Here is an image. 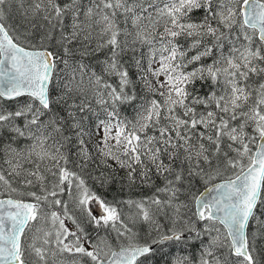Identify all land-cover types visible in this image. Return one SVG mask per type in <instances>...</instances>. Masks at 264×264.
<instances>
[{"label":"snow or ice","instance_id":"snow-or-ice-1","mask_svg":"<svg viewBox=\"0 0 264 264\" xmlns=\"http://www.w3.org/2000/svg\"><path fill=\"white\" fill-rule=\"evenodd\" d=\"M13 2L0 0V133L10 134L3 147L8 176L0 166V188L16 192L8 177L23 176L24 184H39L44 194L27 193L33 198L31 202L0 199V264H26V252L34 254L36 264H48L49 255L63 252L79 254L89 264H146L166 242L200 245L195 261L178 256L173 264H259L255 240L264 236V221L255 213L258 205H264V81L257 85L249 81L253 76H264V0H90L83 19L79 0L63 6L56 0H34L30 9H24L25 19L29 12L33 18L43 14L50 25L40 37L41 48L22 46L21 36L25 34L16 36L7 25L5 9ZM15 2L23 8V0ZM200 10L202 19L194 20L193 14ZM66 15L72 18L67 33L63 23ZM120 23H130L131 30L122 29ZM238 23L239 35H234L232 29ZM57 27L68 59L43 46L44 41L53 39ZM31 28L36 25L31 24ZM180 38H192L188 48L180 45ZM206 38H211L210 45ZM94 40L97 42L92 48ZM74 42L79 49L69 47ZM225 43L230 45L227 55ZM137 44L148 46L146 67L143 54L135 55ZM105 48L111 54L102 62V73L116 77L115 84L88 65L72 60L76 50L82 59ZM193 49L198 51L189 57ZM214 49L220 52L211 64L186 70L188 65L212 56ZM129 51L144 90L162 100L138 97L129 69L120 61ZM197 81L202 85L211 81L210 90L201 95ZM138 99L141 102L134 119L123 117L120 106L133 105ZM92 100L104 119L92 107ZM5 104L14 105L13 110ZM201 106L204 110L198 111ZM90 116L95 117V130L103 133L96 145L102 163L111 158L120 168L128 169L130 183L137 178V169L145 183L151 182L153 170L164 180L157 195L128 201L135 205L136 217L157 233L143 244L130 242L116 250L99 233L93 243L69 211L68 201L58 198L67 191L86 224L97 230L110 228L117 240H131L136 235L121 219L116 204L92 192L85 180L66 166L68 158L61 149L71 143L69 133L76 137L80 166L86 167L91 160L85 144V137L93 135L87 123ZM237 120L239 124L234 123ZM20 138L29 141L22 149L13 146ZM24 162L33 168L25 169ZM229 170L232 175L207 187L213 176ZM47 175L53 177L50 183ZM197 179L205 180V190L193 197V207L189 208L180 195L190 191ZM92 203L98 206V215L89 206ZM45 204L58 206L61 211H46ZM188 212L191 216L185 220ZM157 214L171 220L167 233L155 218ZM65 219L75 225V231L66 227ZM252 220L257 222V232L250 240L247 229ZM34 221L50 222L52 231L36 229L28 244L25 232ZM197 222H203V227L198 229ZM69 236L73 239L66 243Z\"/></svg>","mask_w":264,"mask_h":264},{"label":"trees","instance_id":"trees-1","mask_svg":"<svg viewBox=\"0 0 264 264\" xmlns=\"http://www.w3.org/2000/svg\"><path fill=\"white\" fill-rule=\"evenodd\" d=\"M34 0H23V8L20 7V4L13 2V4L6 8L5 11L7 13L6 20L7 25L10 26L11 29H14L15 32L13 33L16 36H19L21 33H24V36H21V43L23 46L28 47L29 45H34L36 48H41L40 43V37L45 34V32L49 29L50 25L47 21H45L42 16L43 14H40L33 18L29 12L27 19H25L24 15V9H30ZM57 3H59L61 6H63L65 3H69L70 0H56ZM79 3L81 5V16L80 19H83V10L86 7L91 6L90 0H79ZM203 17V10L197 11L193 14L194 20L202 19ZM117 20H122V16L118 14ZM31 21V24H35L36 28H31V24L29 23ZM64 30L65 32L71 31V24H72V18L70 15H66L64 18ZM43 25V27H41ZM120 27L123 29L125 27H128L129 30H131V24L125 25L124 23H120ZM98 30V29H97ZM163 29L161 28L160 31ZM53 39L50 41H44V47L50 49L54 54L58 55L62 59H68L67 56L63 53V48L61 46V43L59 42L60 37V31L59 27L56 28L55 31L52 33ZM123 38V37H121ZM131 39V37H129ZM97 41H93V43L90 45V47L94 48ZM180 45H182L183 48H188L189 42H192V38H180L179 41ZM206 42L210 45L212 43L211 38H206ZM69 47L73 49H79V45L75 42L72 45H69ZM138 52L135 54L138 58L140 54H143V60L142 64L146 67L147 65V53H148V46H141L139 44L136 45ZM202 50V49H200ZM198 49H193L188 52V56L191 57L192 55H195ZM111 54V50L109 48L102 49L99 52H96L92 55L84 56L81 59L80 51L76 50L73 54V63L75 62H82L89 66L90 70H94L97 74L103 75L104 79L107 80L109 83L115 84L117 82V78L114 76H108L104 73H102V62ZM219 56V54L213 53L210 57H204L201 59V61L188 65L187 71H191L193 68L199 67L200 64L208 65L212 63V60L215 59L214 57ZM121 63L129 69V75L131 79L135 82L134 87L136 90V93L138 97H145L146 99H152L155 98L157 100H162V98L158 95L153 96L151 93H147L143 85L140 83L138 77H139V70L135 67L134 61H133V53L132 52H125L120 57ZM153 67H157L156 64L153 65ZM58 68L63 69V64H59ZM258 77L253 76L250 79V83L253 85H256ZM153 83L155 81L153 80ZM85 85L87 86V76H85ZM211 81H206L201 84L200 81H197L196 83V89L197 91L203 95L207 93L210 88ZM219 84L216 86L218 89ZM90 94V93H89ZM255 95V93L253 94ZM22 100L27 99V97L21 98ZM80 97H77V102H79ZM141 101L138 99L133 105H121L119 108V111L123 117H127L129 120H133L135 117V109L139 105ZM3 103V102H0ZM92 107L96 109L97 112H100V118L104 119V115L101 112L100 107L95 103V100L91 101ZM8 110H13L14 105L11 104H5L4 105ZM198 111H203V107H198ZM63 115V113H61ZM95 117L90 116L89 120L87 121L88 124L92 126V132L93 135L90 137H85V144L87 145V149L89 153H91V160L87 163L86 167H81L82 160L78 156L79 152V146L76 141V137L74 134L69 133L72 135V141L69 144H66L64 148L61 149L62 152H64L67 155L68 163L67 167L69 170L78 173L81 178L85 180L86 186L94 192L96 195L100 196L102 199L109 203L116 204L117 208L121 212V219L124 220L126 224L130 228H132L133 232L136 233V235L129 240L126 237H121L119 240L116 238V233L112 231L110 228L105 229H99L97 230L94 225L86 224L85 219L80 221V218L77 216V211L73 210L72 208V202L70 194L65 191L64 193L60 194L58 198H60L63 201H68V207L69 211L73 214V216L76 217L77 221L81 224L82 227H84L85 232L88 234V237H93L95 234L99 233V236L106 237V239L110 242L111 247L118 248L120 245H127L130 242L136 243V244H143L146 241H148L151 238H155L157 236V233L152 231V225H150L147 222H144L142 220H139L136 217L137 209L135 205L129 204L128 201H144L147 200L150 197H153L154 195H157V188H161L164 186V180L162 177H158L154 170L151 177V182L145 183L139 178V169H137L136 176L134 182H129L127 179V173L128 169H122L119 167V165L109 158L106 163L101 162V157L99 153L96 150L97 142L100 140V137L103 134L98 135V132L95 130ZM17 123L23 124V121L18 120ZM163 123V121H162ZM153 134L152 131H149V135ZM10 134L9 133H0V166L5 170L6 176H8L7 173V164L4 163L6 157L3 152L4 145L8 142ZM28 143V140H25L23 138H20L16 141V143L13 145L14 147H20L24 144ZM255 150L253 146V151ZM231 155V153H230ZM33 164L24 162V168L25 169H32ZM44 165L41 166L43 170ZM103 174V175H102ZM232 175L231 170L226 171L222 174V176H213V179L210 183H207V186L210 185L213 182H216L218 180L226 179L228 176ZM104 177L107 179L105 180ZM12 180V187L16 188V192H9L6 189H3V195L2 196H12L19 199H25V200H33V198L27 193L29 192H36L38 195H43L44 193L41 190V187L39 184H33L31 186L26 185L23 183V176L20 177H8ZM53 177L51 175H47V182H51ZM205 180L197 179L193 183V187L190 191L183 192L185 196V200H189L190 203L193 201V197L199 195V193L205 188ZM73 191V190H72ZM75 193V192H74ZM161 199H165V196L163 194H160ZM191 198V199H190ZM49 199H53L52 197H49ZM190 208L193 207V203L189 206ZM45 208L47 210H60V207L53 206L49 208L47 204H45ZM255 215H259L260 217L264 216V205H258L256 209ZM157 216V215H156ZM157 221L162 226V229L165 233L168 232V230L171 228V225H167L165 220H169L166 216L161 214L159 217H156ZM194 219V217H193ZM260 221H263V219H260ZM257 232V223L255 224V220H252L250 222L248 233L251 240L252 234ZM78 235H80L79 232H77ZM151 234V235H149ZM195 243H189L187 244V249H190L188 247H193ZM159 248H157L156 254L150 257L149 261H146V264H167V259L158 252ZM190 251V250H188ZM192 255V254H191ZM255 259L259 262V264H264V236H259L255 240ZM28 262H26L27 264Z\"/></svg>","mask_w":264,"mask_h":264},{"label":"rangeland","instance_id":"rangeland-1","mask_svg":"<svg viewBox=\"0 0 264 264\" xmlns=\"http://www.w3.org/2000/svg\"><path fill=\"white\" fill-rule=\"evenodd\" d=\"M212 24L215 26L216 22L212 21ZM238 28H239V23L232 29V32H233L234 35H239V32L237 31ZM222 30L223 31H227V29H222ZM251 31L252 30L249 29V34H251ZM241 40L243 41V37L242 36H241ZM188 44L190 45L191 42H189ZM229 48H230V45L225 43V48L223 50L225 55H227ZM219 52H220V50H218V49H214V51H213V53H216V54H219ZM217 57H214V58H217ZM257 77H258L259 80H257L256 85L259 84L260 82L264 81V76H257ZM160 79L163 80L164 77H161ZM219 88H220V85L218 86V89H217V95L221 94L220 91H219ZM0 104H2V103H0ZM243 110L246 111L247 108H245ZM234 123L239 124L240 121L237 120ZM247 131L249 133H251L252 132V128L249 127L247 129ZM100 134H103V133L102 132H98V135H100ZM28 143H29V141H28ZM28 143L24 144L23 146L17 147V148L22 149ZM49 143H52V141H49ZM250 147L253 148L252 145H250ZM45 163H47V162H45ZM74 192H75V188L73 187L72 193L75 194ZM2 195H3V188H0V196H2ZM185 196L186 195L184 193H182L180 195V200L183 201L184 203L188 204V206H190L192 203H190L189 200H185ZM89 206L92 208L94 214H97V215L99 214L98 206L95 203H92ZM70 208H72L73 210L77 211V216H78V218H80V221L85 219L84 215L78 209H75L74 204ZM45 210L46 211H58V212H60V210H47L46 208H45ZM169 213H170V210H169ZM160 215L161 214H157L156 217H159ZM190 216H191V212H188L187 215L184 216V219L187 220ZM257 217H259V219H263V221H264V216L260 217L259 215H257ZM165 222H166L167 225H171V227H172V222H171L170 219L169 220H165ZM256 223L257 222L255 220V224ZM65 225L70 230H73V231L76 230L75 229V225L71 221H69L67 219H65ZM177 226L179 227L180 225H177ZM196 227L198 229L202 228L203 227V222H197L196 223ZM217 227H220L221 232L225 231L223 226L218 224ZM38 228H43L45 230L52 231V225H51L50 222H48V221H34L33 223L30 224L29 229L25 233V236L29 237V239L26 241V243L31 244L32 241H31L30 237L36 233V229H38ZM96 238H97V234H95L93 237H88V239L91 240L93 243L96 242ZM72 239H73V237L69 236L68 239L65 242L67 243L68 241H71ZM53 241H54V237H53ZM205 241H207V237H205ZM85 247H89L90 248L91 245L88 244V243H85ZM199 247H200V245L195 243L193 245V247H188L190 249H187V244H183L182 245V244H172L171 242H166L164 244L163 250L159 249L158 252L160 254H162L167 259V261H168L167 264H173V261L178 256L179 257H190L193 261H195L197 259L198 255H199ZM51 248H53V249L55 248V243L54 242L51 245ZM188 250H190V251H188ZM224 251H226V250H221V252H224ZM25 259H26V262H28L27 264H36V257L34 256V254H29L28 252H26ZM74 261H79V264H89V261L87 260V258H81V256L79 254H76V253L63 252V253H58L55 257H52L51 255H49V257H48V264H73Z\"/></svg>","mask_w":264,"mask_h":264},{"label":"water","instance_id":"water-1","mask_svg":"<svg viewBox=\"0 0 264 264\" xmlns=\"http://www.w3.org/2000/svg\"><path fill=\"white\" fill-rule=\"evenodd\" d=\"M23 46V45H22ZM26 47V46H25ZM48 49V48H47ZM49 51H51L50 49H48ZM220 182H222V180H218V181H216V182H213V183H211L210 185H208L207 187L208 188H211L212 187V185L213 184H217V183H220ZM204 190H205V188L201 191V192H204ZM200 192V193H201ZM9 197H11V196H3V197H0V199H7V198H9ZM11 198H13V199H18V198H14V197H11ZM24 200V199H23ZM26 202H31V200H25ZM249 227V226H248ZM247 231H248V229H247ZM116 250H119V247L118 248H115Z\"/></svg>","mask_w":264,"mask_h":264}]
</instances>
